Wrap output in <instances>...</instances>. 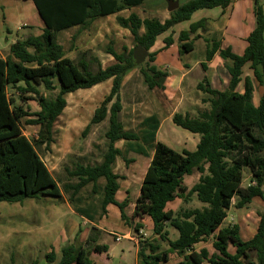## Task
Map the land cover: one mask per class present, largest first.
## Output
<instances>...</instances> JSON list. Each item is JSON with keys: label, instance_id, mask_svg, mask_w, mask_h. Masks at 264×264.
<instances>
[{"label": "trees", "instance_id": "1", "mask_svg": "<svg viewBox=\"0 0 264 264\" xmlns=\"http://www.w3.org/2000/svg\"><path fill=\"white\" fill-rule=\"evenodd\" d=\"M44 22L40 35H31L19 39L10 47L6 58L0 57V202H24L28 198L53 196L63 200L64 192L69 194V202L77 214L95 222L107 213L110 204L118 206L121 218L136 232L143 228L142 220L150 217L154 242L140 240L138 252L139 264H167L173 253L183 257L176 264H264V212L256 234L244 240L237 223L224 224L228 211L232 207L245 208L253 199L260 197L264 201V10L256 4L257 26L248 37V46L243 54L223 47L222 40L207 38L206 61L219 54L232 61L228 66L231 75L226 90L211 87L207 77L198 84V89L208 95L210 109L191 117L175 113L172 120L177 125L199 134L200 141L194 151H177L166 143L157 140L160 128L159 115L152 114L143 118L137 130H126L120 120L123 109L121 89L124 78L139 65L134 58V49L142 46L149 51L147 67L141 72L149 88L163 87L168 72L153 64L157 54L167 49L173 42V33L163 39L164 46L152 50L157 39L175 25L190 20L201 9L221 6L228 7L233 0H187L170 12L164 21L156 17L142 18L132 12L128 17L118 16L117 21L128 29L134 40V47L118 52L110 42L105 51L115 60L113 64L97 70L92 69L95 58L87 59V53H81L78 60L66 55L64 46L58 42L61 31L75 26L87 28L102 17L117 14L123 10L142 5L146 0H32ZM205 19L190 25L181 31L178 37L180 54L188 53L193 47L192 34L205 27ZM198 38V37H197ZM251 63L254 78H244V92H238L237 86L242 80L243 67ZM202 67L207 68L203 62ZM112 79L110 93L96 108L84 133L94 124L109 119L106 131L107 150L100 162L95 164H77L66 169L72 178L60 186L51 170L42 159L38 148L49 149L55 143V123L67 106L66 95L78 89L91 88L96 84ZM254 79L263 86L260 104L253 102ZM58 92L47 97L40 87ZM10 90L15 94L10 95ZM16 95L23 100L18 102ZM35 99L40 107L36 113H29L25 103ZM29 124L39 126L37 137L30 139L22 128L23 119ZM125 142V149L116 144ZM134 152L151 157L150 164L141 184L140 197L135 202L131 216L126 208L131 203L129 197L122 202L116 198L120 180L125 178L114 171L118 157L128 164L126 153ZM244 167L250 170V182L243 185ZM195 170L200 173L199 180L192 186L185 184V177ZM104 179V183L100 180ZM91 186V194L97 199L84 196L83 191ZM202 206H181L179 210L167 209L168 203L176 198L188 205L193 196ZM169 228L178 232V237L170 239ZM92 233L85 245L74 242L61 248V256L54 251L46 254L48 263L56 264H94L92 250L97 253L108 251L107 245L97 243ZM159 241L167 242L169 247L162 249ZM212 241L215 252L203 247L197 250L201 242ZM91 246V248H90ZM230 246L235 252L230 251ZM14 264V263H11ZM33 264H37L34 262Z\"/></svg>", "mask_w": 264, "mask_h": 264}, {"label": "rangeland", "instance_id": "2", "mask_svg": "<svg viewBox=\"0 0 264 264\" xmlns=\"http://www.w3.org/2000/svg\"><path fill=\"white\" fill-rule=\"evenodd\" d=\"M178 1L182 3L186 0ZM23 6L25 8L21 9ZM131 11L126 10L124 14L128 15ZM133 11L143 18L156 17L162 21H164L170 12L168 10V0H146L142 5L133 9ZM32 14L25 3L18 5L17 0H0V50L6 52L13 43L23 38V36L30 33H40L39 29L33 26L35 19ZM24 23L31 26L24 27ZM115 23L117 28L113 27V25L109 26L110 35L106 36L94 49L106 53L105 48L110 42L113 43V47L118 52H122L124 48L130 49L134 47L131 32L120 26L117 18ZM163 35L164 37L161 35L155 43L158 45L157 48L163 44V39L168 35V32ZM70 38L68 34L62 33L58 37V42L64 45L69 57L78 60L83 52L87 53V58L94 56L92 50H76L75 47H78V41L71 40ZM152 49L156 50V46ZM162 55L168 59V50L163 52ZM202 56H205V46L203 42H200L197 43L195 51L188 55V59L196 61ZM147 61L148 57L139 63V66L132 70L123 80L120 92L123 109L120 112V120L126 128L137 130L143 118L157 114L163 122L158 133L160 141L177 151H182L183 149L195 150L197 145H194V138L200 139L201 136L177 126L172 118L175 113H184L185 111H189L192 116L198 115L200 111L195 109L197 106H193L190 103H192L193 97L199 96L202 99L203 97H207V95L202 91H200L199 95L196 92L199 90L197 87L196 89L191 88L192 92L188 95L190 102H186V100H182V97H178L180 95L168 93V89H165L168 87V78H165L163 87L149 88L141 72V67H147ZM91 66L93 70H96L98 62L94 60ZM168 67V63H166L164 68L167 72ZM194 75H196V72ZM255 85L258 94H262L263 86L257 80H255ZM99 87L98 90L82 89L67 94L68 103L66 109L58 119L55 127L56 142L49 149L45 148V146L38 148L42 159L63 189L65 183L70 181L72 183L77 182V179L72 178L66 169L73 170L80 163H98L102 160L103 154L107 150L108 139L106 138V131L109 128L108 118L102 123L94 124L89 131L84 133L95 109L101 104L105 96L110 93L112 81L104 82ZM40 91L41 94L47 97H52L58 92V90H46L43 86L40 87ZM13 94L15 92L10 90V95L12 96ZM16 97L18 102L23 104L24 101L18 95ZM172 98L173 100L170 101ZM202 103H204V100ZM25 106L29 113H36L40 110L35 99L28 100ZM208 107H210L209 103ZM33 117L27 116L22 122L23 132L30 139L37 137L39 131L38 125L28 123V120ZM117 146L122 149L126 147L124 141L117 142ZM125 156L127 159L138 158V161L136 162L134 159L127 164L122 157H118L114 171L120 175H127L126 177L129 178V181H126V185L129 186L132 196L131 200H134L139 187L141 188V174L150 163L151 157L134 152L126 153ZM249 172V168L244 167V186H247L250 182ZM199 177L200 173L195 170L192 175L185 177V184L188 187H192L199 180ZM87 194H90L91 198L97 199V195L91 194V186L82 193L84 196ZM68 198L69 194L64 192L63 200L53 196H41L36 199L28 198L24 202H0V264H33L34 262L37 264H56V262L48 263L46 261L47 253L54 251L59 260L61 248L65 244L74 242L87 246L86 239L92 233V226H95V224L101 225L100 221L103 220L102 218L108 216V214H103L92 224L89 220L81 218L76 213ZM256 198L255 202L253 201L245 209L241 210L233 207L236 211L231 212L229 210L230 212L224 224L239 223L242 226L245 225L248 229H255L259 223L258 217L264 212V201L260 197ZM201 205L202 203L194 195L188 205H185L182 199H176L167 205V209L179 210L181 206L195 207ZM127 210L129 214L132 213H130V208H127ZM108 221L113 225L111 230L115 233H120L119 229H121L123 224L116 212L111 211ZM141 223L144 225L141 228V232L135 231L134 225L136 222L133 223L130 229L132 236L138 239L141 236L144 241L156 243L155 241L157 240L154 238L153 230L148 228L149 222L147 221L146 224V222L142 221ZM169 230L171 231L169 237L172 239L175 236L173 234L175 229L169 228ZM94 234L97 238H100L102 231L98 230ZM106 243L113 247L110 256L108 257L105 253L98 254L92 250L91 258L94 264L138 263L134 258V253L128 249L130 245L128 239L123 238L121 241L106 240ZM163 244L166 247L168 245L167 242H163Z\"/></svg>", "mask_w": 264, "mask_h": 264}, {"label": "crops", "instance_id": "3", "mask_svg": "<svg viewBox=\"0 0 264 264\" xmlns=\"http://www.w3.org/2000/svg\"><path fill=\"white\" fill-rule=\"evenodd\" d=\"M17 2H18V5H23V3H25L27 5L28 9L33 13L32 16L35 19L33 26H36L40 31L39 34L30 33V34H27L26 36H23V38H21V39H25L31 35H35V36L40 35L43 31V28H44V22H43L41 16L39 15V13L36 9L34 2L32 0H17ZM257 3H259V5L262 6V8L264 10V0H233L232 3L228 7H225V8H223L221 6H217L214 8L201 9V10L196 11L192 15L190 20L181 22V23L175 25L171 30L168 31V35L173 33L174 42L167 49L161 50L157 54L156 60L153 62V64H155L158 67V69H160L162 71H166V69L164 67H165V64L168 63V66H169L168 67V76L166 77V78H168V83H167L168 87L165 88V89H168V93H170L172 95H177V96L180 95L178 97H180V98L182 97V100H186V102H190L188 95L190 94V92H192L191 88L196 89L198 84L201 81H203V79L205 77H207L212 88L218 89L221 91L228 89L229 84H230V79H231V75L229 73L228 66L232 65V61L230 59L223 58L219 54V52H217L211 60L206 61L205 60L206 59V49H207L206 39L217 37V38L222 40V44H223L224 48L231 47L233 52L238 53V54H243L245 49L248 46V40L247 39H248L249 35L254 31V29L257 26V17H256V4ZM24 8H25V6H23L21 9H24ZM135 8L136 7L132 8V9H127V10H132L130 12V14H131L132 12H135V11H133V9H135ZM125 11L126 10H123L117 14H112V15H109L106 17L98 18V19L94 20L91 23V25L87 28L75 26V27H72L70 29L61 31V32H59V34H61V33L62 34H68L69 37H71L70 38L71 40H77L78 41V47H75L76 50L77 49L78 50L81 49L82 51L92 50L94 56L89 57L87 59L95 58L96 61L98 62V66L100 64L103 68H105L108 65L114 63L115 60H114L113 56L111 54H108L107 52L105 53L102 51L101 52L97 51L96 49H94V47L96 48L98 46V44H100V42L103 39H105L106 36L110 35L109 30H110L111 25H113V27L115 26V28H117L115 20L118 16L128 17L130 15V14L125 15L124 14ZM135 13H137V12H135ZM35 16H36V18H35ZM169 16H170V12L168 13V16L165 19L169 18ZM203 19L206 20L205 21V27L198 28L196 30V32L194 34H192V36L190 38V40H193L192 49L188 53L181 55L180 50H179L180 42L178 40L180 32L188 30L190 28L191 24L196 23V22L203 20ZM29 26H31V25L24 23V27H29ZM59 34H58V37H59ZM162 37H164L163 34H162ZM200 42L204 43L205 56L200 57V59H197L196 61H192V60H190V58L188 59V55H190L191 53H193V51H195L197 43H200ZM155 46H156V50H159V49H162L164 44H161L158 48H157V46H158L157 44H155L154 47ZM167 50H168V54H169L168 59L164 58L162 55L163 52H165ZM9 53H10V48L6 52H4L3 50H0V57L6 58L9 55ZM66 55H67V53H66ZM203 62L207 63L206 69H204L202 67ZM195 72H196V75H194ZM246 76H250L251 78H254V71L251 68L250 62L246 63L243 67L242 80L240 81V83L237 86L238 92H241V93L244 92V78ZM109 81H112V79H108L104 82L107 83ZM104 82L96 84L93 87L87 88V89L98 90L100 88L99 85H101ZM186 84H187V86L185 87ZM254 85H255V79H254ZM56 90H58V89H56ZM78 90H82V89H78ZM78 90H76V91H78ZM200 91L201 90H197L196 92L199 93V95H200ZM72 93H74V92H72ZM68 94H71V93H68ZM259 94L256 91V85H255V90L253 93V102L256 106H258L260 104V99H261L262 94H260V95ZM207 98H208V95H207V97H203L202 99H200L199 96L196 98L193 97L192 103H190V104H193V106L196 105L197 107L195 109L200 111V112L205 111V110H209L210 109V107H208L209 102H205V99H207ZM29 100H31V99H29ZM66 100H67V97H66ZM171 100H173V98L170 99V101ZM201 100L202 101L204 100V103H202ZM67 103H68V101H67ZM65 109H64V111H65ZM200 112L196 116H192L189 111H185L182 114L189 115L191 117H197V116H199ZM177 113H181V112H177ZM62 115H63V113L58 117V119ZM58 119H57V121H58ZM57 121H56V123H57ZM56 123H55V127H56ZM162 123L163 122L161 121L160 128L157 132V140H159L158 139V133L161 129ZM125 129L126 130H132V129H128L126 127H125ZM194 139H195L194 145H197L198 142L200 141V139H198L197 137H195ZM55 142H56V137H55ZM42 147H44V146H42ZM196 148H197V146H196ZM190 151H194V150H190ZM134 159L136 162L138 161L137 160L138 158L134 157ZM134 159H132V160H134ZM116 162H117V160H116ZM149 164L147 165L145 171L141 174L140 186L142 184L144 175L146 173V170H147ZM122 176H124V175H122ZM126 176H124L125 178L121 179L122 182L120 180V188L116 194V198L119 202H122L126 197H129L131 203L129 204V206L127 208H130L131 209L130 213L131 212L133 213V210L135 207V202L140 197V194H141L140 193L141 188L139 187L140 192L138 189V193H137L136 197L134 198V200H131L132 196H131L130 191H129V186L126 185L127 184L126 181H129V178ZM100 182H104V179H101ZM122 190H123V192H122ZM63 199H64V197H63ZM176 199H180V198H176ZM256 199L257 198H254L253 201L255 202ZM116 207L118 208V206H116L114 204H110L107 207L108 216H106L105 218H102L103 220L100 221L101 225L95 224V226H92V227H96L98 230L102 231L100 238L99 237L97 238V243L101 244V245H107L108 246V251L102 252V253L107 254V256L109 257L110 252L113 250V247L110 244H107L106 240L111 241L113 239L114 241H121L123 238H126L130 242L128 249H130V251L132 253H134V258L136 259V262H138L137 264H139L138 252L140 250V240H143V238H140V240H139L138 238H134L132 236L131 230H130L131 227L129 225H127L124 222V220H122L120 209L119 208L117 209ZM127 208H126V213L128 216H131L132 213L129 214ZM234 208L236 209V207H234ZM234 208L232 207L230 209V211L231 212L236 211ZM245 208H239V209L242 210ZM111 211L116 212L117 215L121 218L123 226L121 227V229H119L120 233H115L111 230L113 225L111 223H109V221H108ZM230 211H228V213ZM79 216L83 219L85 218L81 215H79ZM85 219H87V218H85ZM142 221L146 222V224L148 221L149 222L148 228L153 230V222H152V219L150 217H145ZM246 221H248V220H246ZM259 221H260V216L258 217V222ZM90 222L92 224L94 223L92 221H90ZM232 224H234V223H232ZM237 224L240 226V234L244 240L251 239L256 234L257 229H258V225H259V223H258V225L256 226L255 229H248L245 225L242 226V224H239V223H237ZM141 230H140V232H141ZM170 233H171V231H170ZM173 234L175 236L172 237V239H175L176 237H178V232L176 230L173 232ZM88 237H89V235L87 236V239H88ZM154 238L156 239L157 236L155 235ZM66 240H68V239H66ZM159 243L161 244L162 249H167L169 247V245H167V247L164 246L163 242H159ZM203 247H206L210 251V253L215 252V249L212 245V241L201 242L199 245L196 246L197 250H200ZM230 251L232 253H234L235 248L230 246ZM102 253H98V254H102ZM182 260H183L182 256H179L178 254L173 253L170 255V258H169V261L167 264H176ZM202 264H210V263L207 261H204Z\"/></svg>", "mask_w": 264, "mask_h": 264}, {"label": "water", "instance_id": "4", "mask_svg": "<svg viewBox=\"0 0 264 264\" xmlns=\"http://www.w3.org/2000/svg\"><path fill=\"white\" fill-rule=\"evenodd\" d=\"M179 6H180V3L178 0H168V10L170 12L176 10ZM133 53H134V58L137 64L144 61V59L148 57L149 55V51L144 49L142 46L135 47Z\"/></svg>", "mask_w": 264, "mask_h": 264}]
</instances>
